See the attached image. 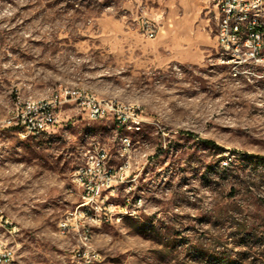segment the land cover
<instances>
[{"label":"rangeland","instance_id":"rangeland-1","mask_svg":"<svg viewBox=\"0 0 264 264\" xmlns=\"http://www.w3.org/2000/svg\"><path fill=\"white\" fill-rule=\"evenodd\" d=\"M215 4L0 0V205L12 223L0 243L11 264H264V67L221 63ZM63 89L122 105L140 130L91 121L75 102L37 136L7 125ZM97 145L129 174L104 192L117 212L78 211L62 228L84 202L72 174Z\"/></svg>","mask_w":264,"mask_h":264},{"label":"built area","instance_id":"built-area-1","mask_svg":"<svg viewBox=\"0 0 264 264\" xmlns=\"http://www.w3.org/2000/svg\"><path fill=\"white\" fill-rule=\"evenodd\" d=\"M215 6L217 36L222 52L221 63L234 67H264V0H216ZM243 28H252L251 37H242ZM144 29L148 38L156 37L155 27L145 24ZM67 102L77 103L85 117L91 121L113 117L116 126L120 120H128V127L140 126L142 123V120L135 116H127L122 110V105L118 103L94 99L89 97V93L72 89H63L55 94L51 101L25 108L6 123L8 126L19 128L22 138L37 136L58 124L60 115L55 109ZM125 142L126 146H129L130 140L126 138ZM128 175L124 167L114 172L108 166V152L104 147L97 145L87 150L84 163L72 174L73 184L84 192V202L74 212L68 213L60 226L66 228L67 220L76 217L78 211L82 217V214L94 210L95 213L103 214L99 221H109L108 213L113 216L117 206L107 203V198L103 197L104 192L112 190L113 184L126 181ZM106 210L107 212H104ZM11 224L0 213V225ZM10 254L11 250H6V245L0 243V264H11Z\"/></svg>","mask_w":264,"mask_h":264},{"label":"bare ground","instance_id":"bare-ground-1","mask_svg":"<svg viewBox=\"0 0 264 264\" xmlns=\"http://www.w3.org/2000/svg\"><path fill=\"white\" fill-rule=\"evenodd\" d=\"M251 35H252V28H243L242 29V37H251ZM80 92H82V91H80ZM89 97H93V96H90L89 95ZM95 99V98H94ZM112 101V100H111ZM115 103V102H114ZM117 125H118V127H120V126H127L128 124H127V120H120L119 122H117ZM129 129H133V130H136V131H139L140 130V126H130V127H128ZM26 138H28V137H26ZM115 186V184H113V187ZM0 213H1V215H3L4 216V218H7L8 219V221H9V223H11L10 222V220H9V218L8 217H6L5 216V214H4V211H3V209H2V207H1V205H0ZM94 220V219H93ZM71 220H67V226H68V222H70ZM70 227V226H69ZM64 234V233H63ZM6 250H11V254H10V263H12L13 262V260H14V252H13V250L11 249V248H9V247H7L6 246Z\"/></svg>","mask_w":264,"mask_h":264},{"label":"trees","instance_id":"trees-1","mask_svg":"<svg viewBox=\"0 0 264 264\" xmlns=\"http://www.w3.org/2000/svg\"><path fill=\"white\" fill-rule=\"evenodd\" d=\"M208 143L211 144L212 146H214L215 148L220 149L216 144H214V143H212V142H208ZM225 169H227V168H225Z\"/></svg>","mask_w":264,"mask_h":264}]
</instances>
